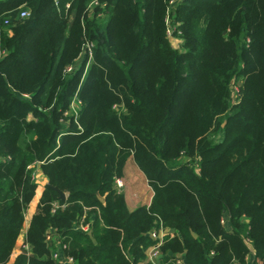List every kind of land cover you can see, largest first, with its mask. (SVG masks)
<instances>
[{
  "label": "trees",
  "instance_id": "16d2710c",
  "mask_svg": "<svg viewBox=\"0 0 264 264\" xmlns=\"http://www.w3.org/2000/svg\"><path fill=\"white\" fill-rule=\"evenodd\" d=\"M100 1L0 0V264H54L49 226L77 264H149L161 225L160 263L264 264V0L176 2L181 49L169 0ZM129 158L153 192L133 211L114 185Z\"/></svg>",
  "mask_w": 264,
  "mask_h": 264
},
{
  "label": "built area",
  "instance_id": "2783aa9c",
  "mask_svg": "<svg viewBox=\"0 0 264 264\" xmlns=\"http://www.w3.org/2000/svg\"><path fill=\"white\" fill-rule=\"evenodd\" d=\"M176 0H169L168 2V8L166 10V15L170 17L171 13H173L176 5ZM57 4V1H56ZM106 4L104 2H101L100 0H89L87 4V10L89 11V15L94 14V9L99 8V12L97 14L98 17L102 16V12L105 8ZM65 8H69V4H65ZM29 15V11L27 9H22L20 11V17H27ZM167 20V19H166ZM168 21V20H167ZM167 23V22H166ZM4 24H8L7 20H4ZM175 29V26H171ZM170 27H168L167 31ZM166 31V32H167ZM168 33V32H167ZM173 34V33H172ZM168 35V34H167ZM93 47L94 43L85 38L82 43V49L80 56L76 62V65L80 63V61L83 58H86V66L87 64L93 59ZM76 65L72 64L66 67L65 72L66 73H73L75 71ZM80 106V101L77 99V96H74L72 102L70 103V110H68V113L76 114L77 108ZM39 165V162L34 163L31 165L33 167L32 172V179L34 180L35 177V169L36 166ZM115 188L118 192H120V189L124 187V183L120 178H116L114 180ZM58 207L57 203H53V208ZM221 224H225V218L222 217L220 220ZM26 227H27V220H25L24 223V229L22 230V233L20 234L19 244L18 246L20 249L24 250L28 256L33 254L32 246L27 242L26 240ZM75 229H80L84 232H87L89 229V224H82L78 223V225L75 226ZM150 239L153 241V244H151L145 254L144 262L149 264H165L160 263L159 259L162 257L161 253V246L164 244V242L172 237L175 236L174 230L171 231L170 228L159 226L158 228L152 229L147 234ZM245 244L248 247V254L245 257L246 261H250L254 257V247L253 243L249 238L244 239ZM44 243L48 249V257L54 262V264H77L76 259L68 253V246L66 243L63 242L62 234L54 227L49 226L47 230L44 233ZM213 252L211 251L209 255H212ZM184 253H176L174 255V258L172 259L171 264H184Z\"/></svg>",
  "mask_w": 264,
  "mask_h": 264
},
{
  "label": "crops",
  "instance_id": "0c3cea01",
  "mask_svg": "<svg viewBox=\"0 0 264 264\" xmlns=\"http://www.w3.org/2000/svg\"><path fill=\"white\" fill-rule=\"evenodd\" d=\"M132 167H134L132 169ZM131 170H136L137 173L135 174L136 176L140 177L145 180V186L148 187V189H144L141 190L140 188L133 187L131 188L130 186V181L132 180V172ZM123 183H124V187L122 189H120V192L124 195V199L126 202V206L128 208L129 211H133L134 209H136L139 206H148L150 204L151 198H152V190L150 188V186L147 183V180L144 176V174L138 169V167L135 165L133 159L129 158L126 161L125 167H124V175L120 178ZM34 181L37 184L36 190H35V195L32 198L31 202L28 205V209H27V213L24 216V220H27V216H31L37 207V204L39 202V198L42 194V191L45 187V185L47 184L48 180L46 178V176L43 174L42 170L40 169L39 165L36 166L35 169V177H34ZM142 184V183H140ZM41 187V188H39ZM136 188V189H135ZM38 189H40V192L38 194V197L36 198V201L32 207L31 212H29V210L31 209V203L32 201L35 199V196L37 195V191ZM146 191H149L148 194L145 193ZM28 222V221H27ZM251 261V260H250ZM248 262V261H247Z\"/></svg>",
  "mask_w": 264,
  "mask_h": 264
},
{
  "label": "rangeland",
  "instance_id": "374dc122",
  "mask_svg": "<svg viewBox=\"0 0 264 264\" xmlns=\"http://www.w3.org/2000/svg\"><path fill=\"white\" fill-rule=\"evenodd\" d=\"M173 1H175V0H173ZM177 1V4L181 1V0H176ZM175 5V6H178V5ZM169 16V15H168ZM167 15H166V18L165 19H167L166 20V24H167V29H168V27H170L169 28V30L167 31L168 33V38H169V41H170V44H171V46L173 47V48H175V49H181V42H183V40L180 38V37H175L172 33L174 32V28L173 27H171V26H173L172 24H171V16L170 17H168ZM4 29H6V30H9V28L7 27V28H4ZM134 167H132V169H133ZM196 171H197V169H196ZM131 172L133 173L132 174V180L129 182L130 183V186H131V188H133V187H136L137 186V188H140L141 190H143V188L144 189H148V187H146L145 186V180H143L142 178H141V176L140 177H138V176H136L135 174L137 173V171L136 170H131ZM140 183H142V184H140ZM136 189V188H135ZM149 190V189H148ZM148 192L149 191H146L145 190V193H147L148 194Z\"/></svg>",
  "mask_w": 264,
  "mask_h": 264
},
{
  "label": "water",
  "instance_id": "95a60500",
  "mask_svg": "<svg viewBox=\"0 0 264 264\" xmlns=\"http://www.w3.org/2000/svg\"><path fill=\"white\" fill-rule=\"evenodd\" d=\"M58 193H59L61 199H64L65 198L64 192H62V191L59 190ZM171 231H173V229H171Z\"/></svg>",
  "mask_w": 264,
  "mask_h": 264
}]
</instances>
